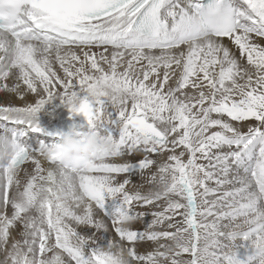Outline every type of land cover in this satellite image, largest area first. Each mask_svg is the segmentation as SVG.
<instances>
[{"label": "snow or ice", "instance_id": "1", "mask_svg": "<svg viewBox=\"0 0 264 264\" xmlns=\"http://www.w3.org/2000/svg\"><path fill=\"white\" fill-rule=\"evenodd\" d=\"M261 41L264 0H0V264H264Z\"/></svg>", "mask_w": 264, "mask_h": 264}, {"label": "clouds", "instance_id": "2", "mask_svg": "<svg viewBox=\"0 0 264 264\" xmlns=\"http://www.w3.org/2000/svg\"><path fill=\"white\" fill-rule=\"evenodd\" d=\"M59 143L66 158L91 159L114 151L111 139L86 126L71 125L62 132ZM121 264H130L127 256L122 257Z\"/></svg>", "mask_w": 264, "mask_h": 264}, {"label": "bare ground", "instance_id": "3", "mask_svg": "<svg viewBox=\"0 0 264 264\" xmlns=\"http://www.w3.org/2000/svg\"><path fill=\"white\" fill-rule=\"evenodd\" d=\"M261 43H264V41H261ZM56 69L60 75H63L58 65H56ZM26 99L32 102L35 100V97L30 94L26 97ZM0 103H4V104L12 103L14 105L19 106L23 104V101L17 98L14 94H10L7 92H0ZM69 116H70L69 110L66 107H64L62 104H60L59 101H52L50 104L46 105L45 109L38 114V118L41 126L47 129L48 131H60L61 130L60 125L64 122L66 118H69ZM136 159H138V157ZM28 167H31V165H28ZM133 179H136V177H134ZM136 227L138 226L136 225ZM81 231H85V229H81ZM146 247H151V245H148ZM141 250L143 251L144 249ZM246 250L252 252V249L250 247H246ZM248 255L249 254L247 253H243L241 257L247 258Z\"/></svg>", "mask_w": 264, "mask_h": 264}, {"label": "rangeland", "instance_id": "4", "mask_svg": "<svg viewBox=\"0 0 264 264\" xmlns=\"http://www.w3.org/2000/svg\"><path fill=\"white\" fill-rule=\"evenodd\" d=\"M137 226L140 227V225H137ZM238 242H239V241H238ZM244 243L247 244V243H249V242H244ZM241 253H242V254H243V253H247V254H249V255L252 254V252L246 250V247H240V248L238 249V256H239V258L242 259V260H245V259H247V258H245V257H244V258L241 257V255H242Z\"/></svg>", "mask_w": 264, "mask_h": 264}, {"label": "water", "instance_id": "5", "mask_svg": "<svg viewBox=\"0 0 264 264\" xmlns=\"http://www.w3.org/2000/svg\"><path fill=\"white\" fill-rule=\"evenodd\" d=\"M74 117L76 118V117H79V116H74ZM79 118H81V119H82V117H79Z\"/></svg>", "mask_w": 264, "mask_h": 264}]
</instances>
